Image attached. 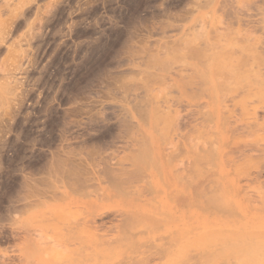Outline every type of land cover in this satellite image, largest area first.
<instances>
[{
	"label": "bare ground",
	"instance_id": "1",
	"mask_svg": "<svg viewBox=\"0 0 264 264\" xmlns=\"http://www.w3.org/2000/svg\"><path fill=\"white\" fill-rule=\"evenodd\" d=\"M195 1L199 20L224 9L230 24L226 20L214 27L212 22L209 30L202 27V35L193 21L188 27L202 37L195 42L200 36L192 33L186 50L190 53L183 51L188 57L181 65L165 58L158 61L157 56L162 78L177 94L154 103L148 85L142 101L136 102L147 124L146 136L130 126L123 131L126 154L116 158L112 151L95 148L76 157L89 164L85 166L68 159L66 151V158H51L40 192L44 195L39 196L67 202L51 208V235L45 247L32 229L14 235L24 245L33 242L31 251L36 252L26 262L19 258V264H238L243 251L264 254V242L250 250L243 249L240 240L242 236L252 241L264 231V0L255 5L249 0ZM232 23L238 29L252 24L261 38L246 29L233 35ZM254 100L263 101V106ZM177 107H184L185 114L170 117ZM201 109L209 114L204 115L209 118L205 126L203 118L192 117ZM202 126L209 137L201 133ZM235 136L250 141L231 147L228 141ZM207 165L210 178L194 187V172ZM252 191L263 193L252 197ZM199 204L225 213V228H217L212 240L207 238V245L193 253V210ZM72 207L83 209L80 217ZM44 253L56 256L49 262Z\"/></svg>",
	"mask_w": 264,
	"mask_h": 264
},
{
	"label": "rangeland",
	"instance_id": "2",
	"mask_svg": "<svg viewBox=\"0 0 264 264\" xmlns=\"http://www.w3.org/2000/svg\"><path fill=\"white\" fill-rule=\"evenodd\" d=\"M194 2L198 1L0 0V264H19V258L26 262L36 255L31 251L33 242L24 245L15 234L32 229L39 234L34 236L40 238L43 247L50 238L51 208L67 202L40 198L51 158H60L66 151L68 159L73 157L76 164L85 166L87 162L76 157L95 148L112 151L116 158L126 154L129 146L120 134L129 126V130L139 132L147 128L139 115L138 101L148 85L154 103L155 99L164 101L177 94L175 87L162 78L157 62L165 58L181 65L188 57L183 51L190 53L186 50L195 32L200 38L194 41L199 42L202 36L198 34L203 35L205 27L209 30L226 20L230 24L227 12L219 9L201 17L206 19L202 25ZM249 2L255 5L261 0ZM191 24L200 27V33L188 27ZM235 24L233 33L246 29L255 39L261 38L262 33L252 24L240 29ZM157 56L161 57L158 61ZM256 101L257 106L263 102ZM201 110L192 117L199 121L203 118L205 123L201 124L205 126L209 114ZM184 111V107L173 108L170 117L184 115ZM204 129L201 133L209 137ZM245 140L235 136L228 145L241 147ZM207 167L194 172V187L210 178L212 171ZM31 179L37 180L32 181L36 182L33 187ZM262 193L252 191L249 195ZM207 206H194L193 253L200 245H207V238L211 239L217 228H225L222 219L226 214ZM72 210L76 217L83 213L79 207ZM257 235L252 241L241 236L242 248L251 250L263 243L264 231ZM204 236H208L205 243ZM43 255L49 262L56 256ZM238 257V264H264L263 253L243 251Z\"/></svg>",
	"mask_w": 264,
	"mask_h": 264
}]
</instances>
